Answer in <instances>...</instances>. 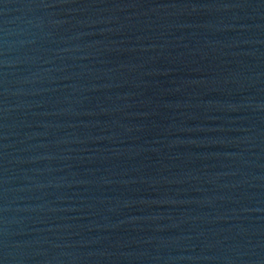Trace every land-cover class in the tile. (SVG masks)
Segmentation results:
<instances>
[{
	"label": "water",
	"instance_id": "1",
	"mask_svg": "<svg viewBox=\"0 0 264 264\" xmlns=\"http://www.w3.org/2000/svg\"><path fill=\"white\" fill-rule=\"evenodd\" d=\"M0 264H264V0H0Z\"/></svg>",
	"mask_w": 264,
	"mask_h": 264
}]
</instances>
